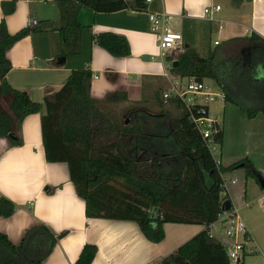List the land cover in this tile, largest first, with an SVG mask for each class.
I'll return each instance as SVG.
<instances>
[{"label": "trees", "instance_id": "trees-1", "mask_svg": "<svg viewBox=\"0 0 264 264\" xmlns=\"http://www.w3.org/2000/svg\"><path fill=\"white\" fill-rule=\"evenodd\" d=\"M18 0H3L5 15L16 10ZM60 5L61 56L81 51L85 28L78 20L80 8L95 12L123 9L144 11L146 0H58ZM30 16H35L32 4ZM41 30L28 24L15 33L0 21V138L21 143L18 124L29 114L39 112L41 104L27 91L14 88L7 79L12 63L7 51L23 37ZM97 44L116 56L131 55L126 37L104 32L94 36ZM243 45L233 52L211 49L207 56L187 49L179 54L172 71L179 77L212 79L225 99L236 103L249 117L264 112V105L250 102L264 95V37L253 32L243 37ZM90 68L73 70L66 83L45 95L46 113L42 115V134L48 161L67 162L79 196L86 201L88 217L133 220L153 242L165 238L164 224H204L206 228L160 264H229L227 245L222 234L209 235V228L226 206L220 196L222 176L200 133L189 119L183 102L173 97L163 100V88L154 91L152 106L125 108L117 113L111 105L126 102V92H114L105 99L92 97ZM260 97H257L259 99ZM127 114V120L121 118ZM124 118V116H123ZM114 135V139H108ZM223 143V130L218 135ZM238 167L245 170L234 190L246 188L248 176H261L248 157L225 165L223 171ZM16 203L0 196V216L10 217ZM58 235L45 223L29 227L19 245L0 232V264H42L52 252ZM97 246L86 244L75 264H91Z\"/></svg>", "mask_w": 264, "mask_h": 264}, {"label": "crops", "instance_id": "crops-1", "mask_svg": "<svg viewBox=\"0 0 264 264\" xmlns=\"http://www.w3.org/2000/svg\"><path fill=\"white\" fill-rule=\"evenodd\" d=\"M2 1L0 21L5 19L10 33L32 20H36L35 27H41L7 51L12 63L7 73L9 83L27 91L41 104V109L18 124L20 144L0 138V196L16 203L12 216H0V232L19 245L29 227L47 224L58 235V241L42 264H75L86 244L97 246L91 264H160L206 226L168 222L164 224L165 238L153 242L136 221L88 217L86 201L76 191L68 163L46 158L41 124L47 111L45 95L59 90L73 70L90 68L92 97L103 100L114 92H126L128 100L120 103L128 108L149 105L156 111L159 107L154 102V91L167 88L170 80L179 77L172 71L179 54L192 49L207 56L215 47L220 53L233 52L243 45L242 38L253 32L264 37V0H225V7L221 5L210 15L204 9L207 5L220 4L217 0H151L146 1L148 8L144 11L95 12L82 7L78 20L88 28L82 33L81 51L64 59L60 55L58 0H18L16 10L9 15L4 14ZM32 4H35L33 17L30 16ZM150 13H166L167 26L182 33L183 45L162 54L157 40L160 31L153 30ZM104 32L126 37L131 55L116 56L97 44L94 36ZM170 63L172 67L168 66ZM258 76H264L262 65ZM204 81L212 89L222 91L212 79ZM257 89L260 98L250 103L262 106V88ZM218 100L222 107L216 109L211 103L210 109L222 122L224 166L248 157L261 174L259 178L248 176L245 190H234L245 170L235 167L226 172L237 178L231 185L230 199L246 209L242 217L252 236L244 264H264L261 234H264V112L251 118L236 103ZM258 250L262 253L256 259L246 261L250 253Z\"/></svg>", "mask_w": 264, "mask_h": 264}, {"label": "built area", "instance_id": "built-area-1", "mask_svg": "<svg viewBox=\"0 0 264 264\" xmlns=\"http://www.w3.org/2000/svg\"><path fill=\"white\" fill-rule=\"evenodd\" d=\"M150 2L151 0H146ZM220 4L207 5L204 9L206 15H210L214 10H219ZM150 20L153 23V30L158 32V47L162 54L166 50L176 49L183 45V35L167 26L168 16L166 13H150ZM32 20L30 24H34ZM218 43V41H216ZM172 67L170 63L168 65ZM97 77V76H96ZM173 97L180 99L189 112V119L194 124L195 129L200 133L203 142L214 159L216 168L221 172V192L223 203L232 201L231 185L237 182V178L227 175L223 171L224 162L221 152V143L218 135L222 131V122L211 112L210 104L217 99H225L222 91L209 87L204 80H199L194 76L177 77L170 80V84L163 92V100L168 103ZM223 234L229 240L227 253L229 264H244L247 255V247L252 241L246 222L241 214L240 205L231 202L230 207L218 216L217 220L210 225L209 235Z\"/></svg>", "mask_w": 264, "mask_h": 264}, {"label": "rangeland", "instance_id": "rangeland-1", "mask_svg": "<svg viewBox=\"0 0 264 264\" xmlns=\"http://www.w3.org/2000/svg\"><path fill=\"white\" fill-rule=\"evenodd\" d=\"M218 1V3H220V5H222V6H224L225 5V0H217ZM225 7V6H224ZM165 89H167V88H165ZM165 89H163V92H164V90ZM217 90V89H216ZM212 104V106L213 107H215L216 109H218V108H220V107H222V102H221V100H215L214 102H211ZM125 103H117V104H112L111 105V107H112V109H114L117 113H122V111L125 109V108H128L127 106H125L124 105ZM170 103H168L167 105H169ZM127 114L125 113V115L123 114V116H124V118H123V116H121V118H122V120L124 119H126L127 118V116H126ZM127 120V119H126ZM108 139H110V140H112V139H114V135L113 136H110ZM246 211V209L245 208H243V209H241V214L243 215L244 214V212ZM262 234V237H263V233H261ZM260 253H262L260 250H258L257 252H252V253H250L248 256H247V260L246 261H248V260H250L252 257H255V259H256V256H258V255H260ZM259 257H261V256H259ZM246 259V258H245ZM245 259H244V261H245ZM254 259V260H255Z\"/></svg>", "mask_w": 264, "mask_h": 264}, {"label": "water", "instance_id": "water-1", "mask_svg": "<svg viewBox=\"0 0 264 264\" xmlns=\"http://www.w3.org/2000/svg\"><path fill=\"white\" fill-rule=\"evenodd\" d=\"M64 58H65V57H63V59H64ZM145 58H147V57H145ZM178 63H179V61H178V60H175V61H174V66H177ZM262 186L264 187V183L262 184ZM230 204H231V202H230V201H227V202H226V206H225V208L228 209V208L230 207Z\"/></svg>", "mask_w": 264, "mask_h": 264}]
</instances>
